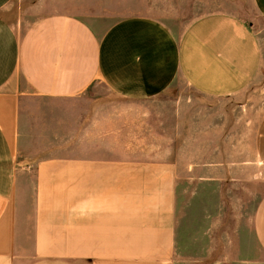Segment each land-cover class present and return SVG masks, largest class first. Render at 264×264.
<instances>
[{"label": "crops", "instance_id": "0c3cea01", "mask_svg": "<svg viewBox=\"0 0 264 264\" xmlns=\"http://www.w3.org/2000/svg\"><path fill=\"white\" fill-rule=\"evenodd\" d=\"M14 2L0 0V264L206 261L181 255L179 184L187 167L170 157L169 138L153 129L148 104L179 79L208 98L255 84L262 33L244 9L264 22V0H243L241 14L202 15L182 34L160 17L114 18L101 10L45 15L22 29ZM95 84L124 101L98 104L91 114L87 108L81 135L65 152L25 163L27 98L92 101L98 96L87 91ZM147 149L157 151L137 152ZM188 164L193 178L216 179L197 172L217 165L213 160ZM251 231L252 253L228 231L226 253L201 264H264V193Z\"/></svg>", "mask_w": 264, "mask_h": 264}, {"label": "rangeland", "instance_id": "374dc122", "mask_svg": "<svg viewBox=\"0 0 264 264\" xmlns=\"http://www.w3.org/2000/svg\"><path fill=\"white\" fill-rule=\"evenodd\" d=\"M16 1L14 9L16 17L22 20V29L45 15L72 13L82 16L101 10L114 18L134 14L160 17L182 34L194 20L210 12H243V0ZM244 17L251 27L262 33L264 51V22L247 4ZM87 93L98 97H90L92 101L84 96L27 98L22 111L28 114L26 122L31 142L23 150L21 159L25 163L65 152L67 145L79 139L82 125L87 121V108L91 114L98 104L124 101L112 96L103 84L93 85ZM148 119L155 131L169 138L170 157L178 160L180 166L187 167L186 179L181 178L179 184L182 195L178 230L182 241L181 255L192 260L207 258L206 261H195L196 264L219 258L226 253L224 240L228 231H232L235 245L240 241L252 253L255 246L251 231L253 215L264 193V54L258 81L241 94L208 98L179 79L164 95L148 104ZM258 144L262 146L256 147ZM156 151L137 150L149 155ZM259 158L263 161L259 162ZM207 160H213L217 165L197 172L216 179L200 180L188 173V163ZM29 201L27 197L30 210Z\"/></svg>", "mask_w": 264, "mask_h": 264}]
</instances>
